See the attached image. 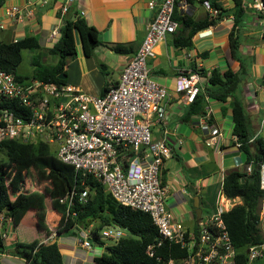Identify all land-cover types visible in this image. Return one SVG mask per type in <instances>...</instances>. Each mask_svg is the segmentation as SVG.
I'll return each mask as SVG.
<instances>
[{"label":"crops","instance_id":"1","mask_svg":"<svg viewBox=\"0 0 264 264\" xmlns=\"http://www.w3.org/2000/svg\"><path fill=\"white\" fill-rule=\"evenodd\" d=\"M152 0H76L69 13L63 16L61 8L65 0H4L0 8V34L11 43L26 37L37 38L40 49L50 50L61 37V28L66 19L75 20L80 12L90 26L96 28L100 38L107 46L95 50L93 58L83 53L81 39L75 31L76 57L66 67V84L85 93L99 96L105 85L117 84L127 62L140 47L149 22ZM224 9L233 8L232 0H217ZM195 2L190 16L195 19L208 13ZM17 7L20 13H8ZM197 15V17H196ZM211 16H216L212 15ZM81 17V16H80ZM75 18V19H74ZM234 26L233 17L227 15L213 27L197 33L193 47L176 48L174 35H169L156 49V56L149 62L152 78L167 91L166 122L164 126L153 129L158 139L167 129L169 142L174 155L164 162L162 180L168 189L167 209L175 221L182 223L186 230H197L200 223L207 222L216 212V201L222 192L223 181L230 171H242L247 155L237 147L233 133V98L219 101L205 95V109L211 111V123L219 128L222 136L214 144L207 145L209 135L200 128L202 115H193L186 120L189 103L186 97L177 92L176 81L180 75L202 72L199 87L205 93L208 78L213 70L231 69L239 72L245 68V75L238 88L237 98L245 107L254 138L264 142V40L262 32L256 31V18L251 12L234 29L239 43V60L232 57L229 35ZM259 29V28H258ZM208 31L207 35H200ZM123 45L130 47L133 54L119 55L111 47ZM58 58V57H57ZM58 59L53 63H57ZM97 62L107 67L106 76L99 70ZM200 74V73H199ZM254 153V146L250 148ZM226 200H230L225 198ZM233 207L242 204L240 198L230 200ZM197 204V207H195ZM42 209V208H40ZM30 210L19 225L12 218L0 216V233L4 249L0 251V264H28L14 252L16 243L57 242L64 264H95V258L106 251L99 248L84 249L81 246V228L72 232L58 234L56 226L60 219L58 211L52 209L50 200L44 211ZM199 212V216L198 213ZM128 234V233H127ZM126 234V236H127ZM93 245H100L92 242Z\"/></svg>","mask_w":264,"mask_h":264},{"label":"built area","instance_id":"2","mask_svg":"<svg viewBox=\"0 0 264 264\" xmlns=\"http://www.w3.org/2000/svg\"><path fill=\"white\" fill-rule=\"evenodd\" d=\"M213 0H195L212 15L218 11ZM247 0H244V2ZM256 18V25L264 35V0H248ZM76 0H65L61 13L66 16ZM152 13L146 35L124 67L117 84L94 96L67 84H56L37 79L20 80L0 70V144L15 140L23 144H46L63 163L74 167L76 173L90 176L101 183L121 206L148 214L158 230V243L176 246L185 254L170 258L164 264H251L264 255V244L245 249L244 261L233 245L222 215L233 207L222 192L216 201L215 214L197 230H186L174 220L167 209L168 189L161 174L164 162L173 157L165 129L155 139L153 129L166 122L167 91L151 76L149 62L156 49L177 30L173 19L175 10L188 14L193 4L189 0H152ZM20 10L9 11L16 16ZM85 12H80L83 17ZM1 29V27H0ZM208 31L200 35H207ZM199 72L183 74L177 78V92L190 104L201 91ZM200 128L209 135L207 145L222 136L211 123V111L206 109ZM237 147L241 144L235 137ZM252 139L250 142H252ZM252 164L247 167L252 171ZM260 187L264 191V163H259ZM75 189L60 199L72 208ZM87 190L79 195L86 202ZM228 204V206L226 205ZM263 209V211H262ZM264 224V199L260 211ZM83 233L81 246L92 249L90 230ZM127 231L118 227L104 228L99 237L116 244ZM104 247L99 246L104 251ZM154 246L148 254L153 256Z\"/></svg>","mask_w":264,"mask_h":264},{"label":"trees","instance_id":"3","mask_svg":"<svg viewBox=\"0 0 264 264\" xmlns=\"http://www.w3.org/2000/svg\"><path fill=\"white\" fill-rule=\"evenodd\" d=\"M233 8L224 9L217 0L212 1V6L218 11L216 16L207 14L205 17L195 19L189 14H182L175 10L173 19L177 22V30L174 35L176 48L193 47V37L215 26L222 17L230 15L233 17L234 26L229 35L232 57L239 60V43L234 35V29L253 12L244 0H232ZM191 4L195 0H189ZM4 0H0V8ZM75 31L78 32L83 53L86 57L93 58L95 50L101 46H107L102 42L99 31L90 26L82 17L75 20L66 19L61 28L59 41L48 50V54L58 57L57 63L52 66H42L38 59L34 58L32 77H23L16 74V70L22 62L23 51H37L40 49L38 40L34 36L26 37L17 42L6 43L0 41V70L13 74L20 80L37 79L40 81L56 84H66V67L70 60L76 57ZM264 40V35H262ZM119 55L133 54L130 47L116 45L110 48ZM99 70L106 76L107 67L97 62ZM198 72V71H197ZM200 75L205 76L202 72ZM245 68L239 72L231 69L226 71L213 70L208 78L205 93L199 92L194 101L189 104L186 120L193 115L204 114L206 106L205 95L219 101H226L233 98L232 107L233 133L241 144L240 149L247 155L246 163L242 171H230L226 174L222 194L227 199L242 200V204L235 205L228 212L222 215L234 247L239 253V260L246 259L244 251L250 246L264 244V227L260 221V209L264 199V191L260 187L259 163H264V142L254 138L248 116L243 102L237 98L238 88L245 75ZM108 85H105L106 91ZM103 91V92H104ZM254 139L252 142H250ZM251 146H254V153H251ZM0 151L6 153L11 165H26L30 162L36 164V169H41L45 177L50 180L51 188L47 196L53 210L58 211L60 219L56 226L58 234L72 232L76 229L90 230V241L103 245L99 241L101 231L106 227H118L127 231V236L116 244L106 247V251L97 258L95 264H164L170 258H176L185 254L176 246L168 243L156 247L158 243V230L153 224L151 217L140 211L133 210L118 204L107 192L106 188L90 176H83L76 173L74 167L61 162L55 152L46 144H23L15 140L3 141L0 144ZM4 161H0V216L5 214L13 219L17 226L25 215L35 208L41 211L45 209L46 201L41 194L34 197L29 193L20 191L16 178L14 186L16 196L10 193L8 182L9 175L6 171ZM252 166L248 173L247 167ZM164 183V181H163ZM77 192L72 208L67 204L60 203V199L67 196L71 191ZM87 190L86 202L79 200V195ZM98 222L97 226L94 224ZM0 233V251H3V239ZM93 244V243H92ZM150 246H154L153 256L148 254ZM14 252L23 258L28 264H64L57 242L45 243H16ZM259 259V258H258ZM257 260V259H256Z\"/></svg>","mask_w":264,"mask_h":264},{"label":"rangeland","instance_id":"4","mask_svg":"<svg viewBox=\"0 0 264 264\" xmlns=\"http://www.w3.org/2000/svg\"><path fill=\"white\" fill-rule=\"evenodd\" d=\"M247 6L249 8L252 5L251 1H245ZM197 8H200V4L196 5ZM251 9V8H250ZM200 14L203 12V10L200 8L198 13ZM197 17V15H196ZM259 28V27H258ZM256 28L259 33L261 32V28ZM0 40L7 41L5 38L0 34ZM34 58L38 59L39 64L42 66H52L53 63L58 59L55 56L49 55L48 51L45 50H37V51H23L22 53V62L19 65V67L16 70V74L23 76V77H32L34 67L32 66V61ZM0 161H4V165H6V171L9 175L8 182H9V188L10 193L12 196H16V188L14 186V179L16 178L17 186L20 188L22 192L29 193L32 195V197L35 196V194H41V196L44 198V200L48 201L47 191L51 188L50 180H48L45 175L42 173L41 169H36V164L34 162H30L26 165H11L9 164V161L6 157V153L4 151H0ZM228 206V204H226ZM262 208V206H261ZM261 211V209H260ZM263 211V209H262ZM98 222L94 224V226H97ZM264 227V224H262ZM82 240V239H81ZM100 242L105 246L112 245V242L106 239L100 240ZM81 243V242H80ZM100 245H95L94 247L97 248ZM251 264H264V255L260 257L259 259L255 260Z\"/></svg>","mask_w":264,"mask_h":264},{"label":"water","instance_id":"5","mask_svg":"<svg viewBox=\"0 0 264 264\" xmlns=\"http://www.w3.org/2000/svg\"><path fill=\"white\" fill-rule=\"evenodd\" d=\"M75 19V18H74ZM60 79H66V76H60L59 77ZM195 207H197V204H195ZM198 214V216H199V212L197 213Z\"/></svg>","mask_w":264,"mask_h":264}]
</instances>
